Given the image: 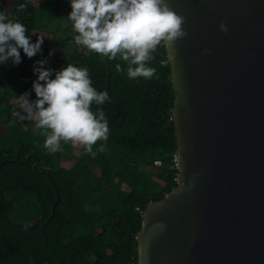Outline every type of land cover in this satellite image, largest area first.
Listing matches in <instances>:
<instances>
[{
    "label": "trees",
    "instance_id": "16d2710c",
    "mask_svg": "<svg viewBox=\"0 0 264 264\" xmlns=\"http://www.w3.org/2000/svg\"><path fill=\"white\" fill-rule=\"evenodd\" d=\"M22 3L27 8L18 12ZM0 4L26 26L33 43L43 36L42 50L32 58L20 49L19 64H0V264L137 263L143 213L179 176L167 47L153 54L149 66L156 74L151 79H130L129 65L119 56L108 60L75 43L77 33L66 14L71 0ZM67 45L75 47L73 52L60 49ZM40 60L53 70V79L68 63L86 67L92 86L107 91L110 101L91 106L93 112L98 107L105 112L110 129L107 141L93 147L94 158L72 143L47 152L35 122L12 115L21 111L20 95L37 99L32 85ZM101 144L103 152L98 151Z\"/></svg>",
    "mask_w": 264,
    "mask_h": 264
},
{
    "label": "water",
    "instance_id": "95a60500",
    "mask_svg": "<svg viewBox=\"0 0 264 264\" xmlns=\"http://www.w3.org/2000/svg\"><path fill=\"white\" fill-rule=\"evenodd\" d=\"M167 3L187 32L167 48L179 176L135 264H264V0Z\"/></svg>",
    "mask_w": 264,
    "mask_h": 264
},
{
    "label": "clouds",
    "instance_id": "9594fccd",
    "mask_svg": "<svg viewBox=\"0 0 264 264\" xmlns=\"http://www.w3.org/2000/svg\"><path fill=\"white\" fill-rule=\"evenodd\" d=\"M26 8L22 3L17 11ZM71 9L67 18L77 33L75 43L108 60L119 56L129 65L130 79H151L156 68L149 64L158 47L164 45L169 49L187 35L184 16L169 7L167 0H71ZM220 29L228 30L224 23ZM27 31L22 22L0 11V64L9 60L19 64L20 49L28 58L42 50L43 36L33 43ZM171 51L173 55L168 59L174 58L175 49ZM166 63L167 60L160 61L162 66ZM37 64L34 72L38 78L32 85L37 99L30 102L27 92L20 95L21 111H13L12 115L35 122L45 137L43 148L47 152L63 151V144L72 143L82 145L85 153L94 158L97 152L93 147L99 141H107L110 129L105 112L99 107L93 112L91 106L110 101L107 91L98 92L92 86L86 67L68 63L55 72L53 79V70L44 66L46 61ZM116 70L123 71L120 64H116ZM104 150L105 145L101 144L98 151Z\"/></svg>",
    "mask_w": 264,
    "mask_h": 264
},
{
    "label": "rangeland",
    "instance_id": "374dc122",
    "mask_svg": "<svg viewBox=\"0 0 264 264\" xmlns=\"http://www.w3.org/2000/svg\"><path fill=\"white\" fill-rule=\"evenodd\" d=\"M0 11H4V7H3V5H1L0 4ZM66 13V12H65ZM69 13L70 12H68V13H66V14H68V16H69ZM67 22L69 23L70 22V20L69 19H67ZM60 49L62 50L63 49V51L65 52V53H71V52H73V50L75 49V47L74 46H70V45H67V46H64V47H60Z\"/></svg>",
    "mask_w": 264,
    "mask_h": 264
}]
</instances>
